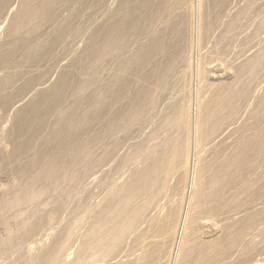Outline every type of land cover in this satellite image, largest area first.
<instances>
[{
	"label": "bare ground",
	"instance_id": "6f19581e",
	"mask_svg": "<svg viewBox=\"0 0 264 264\" xmlns=\"http://www.w3.org/2000/svg\"><path fill=\"white\" fill-rule=\"evenodd\" d=\"M114 1L116 0H113L111 5H116L113 6L115 8L108 6V4L111 3V0H0V112L3 113H1L2 115L6 116L11 109H14L13 111H15V113H13L15 114L13 115L14 118H11V122L8 119L10 115H12V110L10 111V114H8L9 117H5V120L10 122L9 125L12 124V127L9 126L10 130H8V138H10L14 146L13 149H11V152L7 151L10 155L7 152L6 153L14 158L13 160H19L21 157L24 158L27 154V158L24 159L25 163L22 161L20 162V166L17 164V166H19L17 169H15L16 167L14 166L16 172L14 170L15 175L13 176H15V179L13 176L12 178L15 181L12 179L13 186H11V188L13 187L12 189H14V184L16 183L15 185L17 186L15 187H19L20 189L16 193L10 191V193L13 194H10V200L0 202V204L2 203L0 205V228L10 235L8 241H4L5 239L0 238V256L2 255L0 258H4L6 261V254L14 248V251L18 252L20 258H23L25 254L30 255V258L28 260L26 259L27 261L22 259L26 262L24 264L62 263L64 261L62 260L63 258L61 259L62 261L58 259L60 258L59 253L63 251H61V249L63 248L66 250L67 246L65 247V244L67 241L69 240V243L70 241L73 242L75 237L73 236L74 233L81 230L82 232H86L83 234L82 238L80 236L75 237H80L82 239L80 240L82 243H80L81 249L79 253L77 254L78 251H75L76 253L74 252L75 255L77 254V258L72 262H70L71 260H69V257H67V259L69 258V262L65 259L66 257L64 258L69 264H81L86 259V261L90 259L88 262H91V260H96V258L100 259L101 257L109 258V261L105 264H113L115 262L113 259L115 256L114 253H116L115 251L121 250L118 249L121 245L127 247V244L125 245L121 243H123L125 235H128L129 233L131 235L136 233V235L133 234V236L135 235L134 238H130L131 235L129 234L130 237L129 235L128 237L126 236V239L128 240L130 238L136 240L137 242L131 241L133 243H130L137 245V249L141 250L138 248V246H140L138 244H140V241L143 242V245L141 244L142 246H140L143 247L141 254L139 253V250L134 248L137 250L135 251L139 253V256L137 261L135 260L136 262L131 259L133 261V263L131 261V264H167L168 262L166 263L163 259L167 256L170 258V255L172 253L174 255V252H176L174 250L173 252L168 251L173 244L175 245L178 231H182V228L179 229L182 222L186 223L187 221V226L184 224L186 227L185 229L183 228V232L185 231L184 238L181 236L182 239L180 238L181 240H178L180 241L178 242L179 246H177L179 251L175 254V259L173 258L174 264H264V251L259 253L262 249L264 250V201H261L264 200V171L261 172V167H264V126L261 118V110L264 107V92H262L261 95L259 94L260 92H258L259 96L257 92L254 93V90H261L259 84H256V88L253 90L255 82L257 83L259 78H264L263 76V78H261V73L264 72V48L259 50V52L256 50L254 55H249L250 57L245 58V60L243 59V61L236 67H232V65L229 67V70L233 72L234 80H220L226 74V68H224V65V67L221 65L220 68L215 70L210 66L213 63L211 60H215L214 62L217 64H223V61H225L223 58L225 56L222 55V50L225 48L224 45L230 47L229 45L227 46V43L229 44L230 41H236L233 37L235 36V33L239 32V25L243 22L245 23L243 20L248 17L247 14L254 9L257 3L255 2L256 4L253 6V0L245 1V3H252L244 4V6L250 4V7L243 11H240L241 9H239L243 4L240 6L238 5L237 7H239V11L237 9L236 12L233 11L234 14H236L237 11L239 12L237 16H233L232 18L235 17L233 20L230 18V21H232L225 23L226 25L224 23L221 24L225 25L224 28L222 27L223 30L225 29L223 31L220 29V22H222L221 19H223V14L226 13L225 9L227 6L229 7L228 4L231 0L200 1L202 3H200L202 17L200 19L201 21L198 20L200 21V25L197 24L198 26L196 25V27L198 29L197 38H199V35L201 34L202 41H200L203 43L202 46L205 48V42L209 38L211 39L208 40L210 42L213 37H216L213 36V33L216 32H212V29L215 27L218 30L220 29L221 31H219L221 33L223 31V33H217L219 39H215L218 40V42L213 38L212 42L215 41L214 43H217L216 49L213 45L214 48L211 47L214 49L211 50L215 51V53L211 52L214 55L208 51L207 52L210 55L206 53V51L202 52L203 49L201 45H198L199 41L197 39L198 44L196 46H198L199 51L202 49V53H206L205 55L208 54V57L212 55L214 58L211 57L212 59L210 60V58L207 57L210 61L207 63L203 60L206 56H203L204 54L202 55V53H200L202 56H199V60L201 58L202 61H199L198 58H196L198 62L196 67H194L195 65L193 61L195 60L193 59L195 57L193 56L195 52L193 50L195 47L193 49L192 43L195 41H193L194 36L191 38V35H195V33L191 32V30L193 31V29H196L195 26V28L192 26L194 25V19L199 16L197 14L198 10L196 9V5V16H193L195 0H117V4H115ZM198 1L196 4L199 3ZM237 1L238 3L236 1H231L233 5L235 3L234 7H236V3H240L239 0ZM106 3L108 10L105 9L104 11V20L102 19L103 22L101 23L98 21L100 24L97 25V20L94 18L95 16L96 18L99 17L97 12L106 7ZM231 3L230 5H232ZM259 3L260 2H258V4ZM230 7H232L231 9L233 10L234 7ZM258 9L259 8L257 7L255 10ZM228 12L227 14L230 13ZM260 12L261 11H259V13ZM225 16L229 20V16L231 15L227 16L225 14ZM227 19L226 21H228ZM223 21L225 20L223 19ZM252 21L250 20V22ZM261 22L263 23L264 21ZM88 23L89 25L90 23H93V25L96 24L97 26L94 28L91 24L93 27L91 31L92 33L90 32L91 29L89 31L85 29L88 32L84 30L85 35L86 33H91V37H89L90 39L87 38L88 42L84 39L86 46L84 42H82L84 45L79 42L85 46V48L83 46L84 49L79 48L81 45L78 43L79 47L77 46V49H83L82 52H80L81 50L78 52L75 47L74 49L77 50V54L73 51L75 53H73V58L69 57L68 55L70 53L65 54L64 52H68L70 46H76L77 41H82L81 39L83 36L85 38V35L82 32L84 28H87ZM218 24L220 25L219 28ZM243 24H241V26L244 27ZM256 25L258 26L259 24L256 23ZM260 26L262 25L260 24ZM87 29H89V26ZM258 29L259 31H262L263 27L261 30L260 28ZM214 31L217 30L215 29ZM81 33L83 35L80 36ZM209 33H212V38L211 36L209 37ZM88 34L86 35L87 37ZM247 36L249 37V35ZM76 37L79 38L76 40ZM236 37L237 36H235V38ZM206 38L207 40L204 42L203 40ZM74 42L76 43L73 44ZM248 44L250 45L249 42ZM199 46L201 48H199ZM222 46H224L223 49ZM225 51H228V49ZM64 54L67 55L65 58L69 57V62L65 60L69 64H66L64 61L66 66H63V70L59 66L62 70L61 71L56 65H59L58 63L64 59V57H62ZM226 55H228V53ZM71 58L72 60L70 61ZM61 63L63 64V62ZM109 65L111 69H113V71L110 69L112 72H107L106 70V66ZM54 66L59 69V73H57L55 68L52 69ZM51 69L53 72L56 71L57 77L59 76L54 83L53 80L51 83L48 82L49 79H52V75L49 73ZM105 71L109 73V76H103V74L106 73ZM48 74L51 76L49 77ZM189 75H194L199 81L197 83H200V85H197L200 86V89H198L199 86L197 89L201 90V93L198 91L199 94H201L200 96L204 95L203 97L205 98V95H207L206 98L208 97L205 99V103L202 100L204 103L203 109H201L200 112L198 110L199 114H196V112L192 110L195 113L194 114L191 111L193 108L189 100V95L192 93H190L191 90L188 91L189 86L191 85V80L189 81L188 79L191 78ZM186 76L188 77L186 78ZM262 81L264 82V80ZM47 82L48 84L50 83L49 87ZM263 82L261 83L263 84ZM177 83H179L177 89H183L181 92L182 96L173 107L171 106L172 109L170 108V112L164 111L165 108L163 106H165V103L163 106L159 104L163 103L162 99L168 96L166 95L168 91L171 90L173 85L176 86ZM180 84L183 88H180ZM263 86L264 85H262V88ZM257 87H259V89H257ZM180 91H178L179 94ZM171 92L174 94L173 90ZM196 95L195 97H197ZM27 98H29V100ZM190 99L193 100L194 98ZM254 99H256V101L253 105L254 107H252L251 114H249L251 118H248L249 120L239 127L241 118L238 117V114L241 115L240 112L243 110L240 109L241 103L245 105L244 108L247 110H244H246L247 114V111H249L248 107L251 108L252 104L250 103H254ZM25 100L26 102H24ZM196 100L197 98H195V101ZM249 100H251L250 103H248ZM242 101L245 103L247 101V104H244ZM197 102H199V100ZM170 104L171 103H169V105ZM194 105L195 107H193L195 109L197 105L196 103ZM158 107H160L163 112H160ZM168 107L166 108L167 110H169ZM158 112L160 115L161 113L165 114L164 112L169 114L166 118L163 117L164 115H161L165 120L158 116L161 120L158 119L157 121L161 122L158 123L159 125L157 127H155L157 124L154 125L152 122L154 125L153 128L155 127L153 130L151 128L152 131L149 130L151 127L149 125L150 127L149 129L147 128V131L150 133H146L148 135L147 141L144 143V140L146 139L144 138L142 141L144 144L142 143L143 145L140 146L138 150L137 148L135 149L136 154L134 156L139 155L144 159L143 162L142 158H140L144 163L143 166V163L140 162L143 168H137L138 166H141V164L138 166L136 165L139 156L134 158L136 160L132 159L134 156L129 157L128 159L125 157V163L130 160H132V162L135 161L136 163H133V169L135 170V168H137L139 170L137 172V169L135 170L137 174L132 181L127 185L125 184L127 178L124 180L125 183H116V181H113V183L120 186H117L116 184L110 185V188H108V190L110 189L109 193H107L108 191L106 192V194H109L108 199L106 201L104 200L107 197L104 198L106 194L104 195L103 193L101 200H104L105 202L102 203L100 207H98V205L96 207L97 202L95 205H92L91 202H89L90 205H92V208L86 199H91V194L93 193L90 191L91 194L87 193V196L90 194V196L87 197L84 192L86 189H83L85 183L82 182L83 187L81 189L84 191L82 190L80 192L82 194L80 195L86 197L83 196L84 198H82L77 194L76 197L78 198L79 196V198L85 199L87 205H89L86 208L91 209L90 215L92 214L93 218L91 223L89 219L91 216L88 218L90 223V225L88 224L89 226L87 225L88 229L86 228L87 230H82L86 227H84V225L80 230L78 226L76 227V225L80 224L81 218H78L79 220L77 223L79 222V224H77L74 219L77 230L74 229V226L72 225L74 222L71 221V226L73 228L68 224L70 222H67V225L64 227L67 228L69 226L74 229L75 232L70 228L69 230L67 229V231L62 232L59 229L62 235L59 232H57L58 234H55L56 237L53 244L50 242L52 246L47 244V247H51L50 249L48 247V250L44 251L40 256H37V253L36 256H33L35 252L33 255L30 254L32 252V247L28 246L26 249V246H24L30 233L33 231V235L37 228L45 223L48 224L49 222H53L50 224L55 225L56 222H58L57 220L60 219L56 217L57 214H66L65 209H63L60 214L58 210H61V208L65 206L66 208L70 205L72 207L75 203L73 201V205L69 204V201L71 200L67 202V196H69L71 192L66 195L63 194L64 191L60 193L63 187V190L65 191L69 188L68 183L66 184L64 181L66 180L65 177L63 179V177L61 178V174H59L66 164L64 163V165L60 163L65 160L71 161L72 163L74 162L73 164L71 163L72 165L70 164L73 168V173V170H76L79 166L78 165L77 168H74V164H76L77 160H83L85 152L87 153L90 150L89 147L92 146V149H94V146H96V149H103L107 146L108 148L107 139L109 137L113 135L116 136L117 133L123 131L129 132L130 135V132L133 131L131 130L132 128L138 130L137 133L139 131L141 132L146 126H142V130H140L141 127H139L138 124H149L153 116L155 114L158 115ZM193 114L195 116H193ZM0 117L2 116L0 115ZM247 117H249L248 114ZM0 120L1 125L6 122L4 117V122L1 118ZM51 120L53 122L49 125V121ZM244 120H246L245 117ZM157 121L154 122L156 123ZM8 123H5L4 126L7 127L8 125L6 124ZM92 126L94 127L92 128ZM137 126L139 127L138 129L136 128ZM88 127H90L89 130ZM45 128H48L49 135L47 138V134H44L46 135V139L43 140L42 145L39 146V144H37L39 140L38 138L42 133V130ZM174 129L176 130L175 132H173ZM0 130H2V128H0ZM86 130H88V132ZM47 131L45 130L44 132L43 130V133H47ZM81 131H83L82 133L86 131L87 134L84 133L83 135ZM0 135H2V131L0 132ZM147 135L143 134L142 136ZM135 136H138V134ZM135 136L134 138H136ZM231 137H235V139L232 143L228 144V139ZM113 138L116 139V137ZM134 138L127 143L132 144V141L134 143L138 137L135 140ZM115 139H113L114 142ZM36 140L37 142H35ZM111 140L112 138H110L109 141L113 143L114 146L120 145L116 143L119 140L117 141L116 139L115 143L117 145ZM1 142L3 141L0 139V147L5 144L2 143L1 145ZM73 143L74 149L71 147ZM119 143H122V141ZM61 144L63 145L62 148H65V146L69 147V145L72 144L70 146L71 148H68V150L70 149L68 157H65L64 153L60 150L62 149L60 147ZM135 144L139 145V142ZM135 144L133 148H135ZM114 146L109 147V151L106 148L108 153L111 152L110 150L114 151L115 148L119 150L118 147ZM8 149L6 148L0 151V161L1 163L3 162L4 166H6L8 160L4 150ZM32 149L34 151H32ZM28 150H30L29 153H31V156L28 155ZM117 150H115L116 152L112 151L113 156L114 153L117 154ZM203 150H206V153H209L207 158H204L201 154ZM135 151L133 153H135ZM66 152L67 151H65V153ZM89 153L91 154V152ZM95 153L97 154V152ZM96 154H93L92 152L91 155L96 157ZM119 154L120 152L118 155ZM124 154H122V156ZM91 155L88 156L87 154L89 158ZM126 155H129V152ZM103 156L100 157L101 160L104 158ZM111 156L112 155H110V158L108 159L111 160ZM95 157L91 156L92 159ZM12 158L10 159L12 160ZM120 158L118 157L121 161ZM118 159L117 162L119 161ZM4 160H6V163H4ZM95 160L97 159L95 158ZM101 160H99L100 163L98 164L104 169L105 166L103 165H105V163L102 161L104 164L101 165ZM103 160L105 162L107 161L105 159ZM91 161L93 162L94 160L90 159L89 162L92 163ZM122 161L124 163V159H122ZM192 161L194 162L193 166L191 164ZM17 162L19 163V161ZM95 162L96 163H92L93 166L91 165L92 167L89 166V168L86 164L88 170L91 168L92 171L98 161ZM113 162V165H117L115 161ZM9 165L10 167L13 166L11 164ZM9 165L6 167L3 166L2 168L9 169ZM59 165H64L63 168L61 167L60 172ZM121 165L120 166L123 168V164ZM114 166L109 165L111 168ZM120 166V170L117 167H114V169L117 168L121 172L122 168ZM190 166H192V168ZM98 167L96 168L98 169ZM68 168L69 166L64 168L67 174H69V172H67ZM87 168L84 169L87 170ZM96 168L93 171L97 170ZM103 169L101 171H103ZM114 169H110V172L112 173ZM117 169H115L116 173L113 174L114 176L119 172ZM77 170L78 171H74V173H78L80 169ZM4 171L6 174L9 173L6 170ZM65 171H63V173ZM104 171L101 173L107 174V171L109 170H107L106 173ZM124 171L127 172L126 170ZM1 172L0 174L2 175ZM83 172L85 171L83 170ZM97 172L98 171H96V173ZM80 173L77 174L78 176L75 174L73 175L76 178H79L81 175L84 176L83 173ZM6 174L3 173L2 176ZM65 174L63 176H65ZM117 175L115 177H119ZM177 175L179 176V181L178 184H176L177 187H174L173 189L172 186L170 187V180L174 179ZM82 176L80 180L83 179ZM106 176L108 177L109 175ZM110 177L111 176H109V179ZM59 178L60 180L62 179V182L66 185L62 183L64 185L60 186V192L58 194L55 193V195L54 192L59 191L58 189H56L58 191H54L57 187L56 185ZM4 179H6L5 176ZM42 180L50 182V184H52V181L54 180L57 181H54L56 183L52 184V186L55 185L54 189L48 184L51 191L53 189V193H50V190L48 192L52 195L54 194V197L47 195L50 198H54L52 200L57 202L58 206H55L58 207L57 209L53 208V210L49 208L54 205L50 204L49 206V202H51L50 198V201H47L48 204L46 203L47 199L45 200V198L48 197H44L45 202L41 201L43 200L42 195H45L42 194L45 193V188H43L44 186L40 183ZM60 180L58 183H60ZM115 180H117V182L119 181L118 178ZM99 182L98 186L103 183V181L101 184ZM123 183L125 185H123ZM6 184L9 185V183ZM79 184H81V182H79ZM3 186L4 187L2 188L1 186V188L4 190L5 188L6 190L10 189L8 188L10 186ZM65 186H67V189ZM105 186L107 187V185ZM85 187L87 188V186ZM100 189H103V186H101ZM172 189L175 193L176 191L182 193L181 197L178 196L180 197V200L176 201L177 197L173 198L172 193L168 195V192H170L169 190ZM6 190L2 191L7 192ZM105 190L106 188H104V191ZM69 191L72 190L70 189ZM102 191L103 190H101V192ZM8 194L9 193L6 195ZM2 198L3 197L1 196V199ZM70 198H72V196H70ZM72 200H74V198H72ZM54 201L52 202L54 203ZM83 202L84 200L77 203L76 200V205L78 206L80 204L82 210L85 209L82 205L86 206L84 205L85 202ZM101 202L102 201H99L98 203ZM26 203H29V205L34 203L35 206L32 205V210L34 207H36V209H34L35 212L33 211V214H31L35 218L31 217L27 220L35 221L32 222L33 224L31 227L29 226V229L26 228L25 230L24 228L26 225L24 224L27 221H25L24 217L29 215V210L31 209L29 207L30 209L28 208L29 210L27 213V209L24 206ZM70 203H72V201ZM44 205H48L45 206V208L48 207L51 209V211L47 210V212L49 211L48 213L45 211V215L43 212ZM76 205L73 206L74 209L75 207L78 208ZM19 206L22 209L24 206L26 210H22ZM17 207H19L20 210ZM40 208H43L42 216L40 214ZM13 209H16L17 212ZM12 210L14 211L12 213L15 214L16 217H14L13 214H10L11 218L9 216L6 217V215H9V212ZM80 210V213L84 212L85 214L84 216L82 213L83 215L81 217H84L83 219L88 222L86 216L89 211L86 209V213L85 210L82 212ZM72 211L73 209H70L68 212L69 217H71L69 220H73V216H76V214L80 215V213H77L78 211L76 212L74 210L76 214L75 212L72 213ZM70 213L73 214V216L70 215ZM79 215L77 217H79ZM15 218H23L21 221H25H23L24 224L22 222L24 228L22 227V224L19 223L21 221L18 220V222ZM62 218L63 216L61 217V221L63 220ZM54 219H56L55 223L53 221ZM10 220L13 222L16 220V222L20 224L23 228L20 227L22 230L21 233L16 235L13 234L10 225L13 224L15 226L17 223L14 224ZM61 221L56 225L59 223L61 224ZM64 221L65 220H63V222ZM64 223L66 224V222ZM17 225L16 227L18 229L19 227ZM47 229H49V227L46 228L48 235L49 232ZM39 231H41V228H39L37 232ZM46 232L44 231V233ZM63 232H67L66 235H63ZM206 233L209 234L207 236L208 238L210 237L209 239L204 238ZM1 234L2 233H0V235ZM51 234L52 233H50V236L52 237L53 235ZM32 235L30 237H32ZM126 239L124 240L128 243L130 239L128 242ZM69 243H67V245ZM132 246L134 247V245ZM125 247H122V249ZM134 249L131 250V252L134 251ZM122 251L123 250H121V252ZM131 252L129 249L128 253L133 257L132 254H134V252H132V254ZM39 253L40 252H38V255ZM61 254L66 253L63 251ZM61 256L64 257V255ZM111 256L113 257L110 260ZM116 256L115 258H117ZM124 257L122 255L123 259ZM135 257L133 258L136 259L137 257ZM56 259L58 262H56ZM18 260L19 262L21 261L20 259ZM112 260L114 261L113 263H111ZM125 261H127V259ZM23 262L21 261V264ZM102 262H105V260L98 264ZM91 263H93V261ZM82 264L85 263L83 262Z\"/></svg>",
	"mask_w": 264,
	"mask_h": 264
},
{
	"label": "rangeland",
	"instance_id": "374dc122",
	"mask_svg": "<svg viewBox=\"0 0 264 264\" xmlns=\"http://www.w3.org/2000/svg\"><path fill=\"white\" fill-rule=\"evenodd\" d=\"M109 1H110V0H109ZM116 1H117V0H116ZM116 1H114L115 4H117ZM197 1H198V0H195V2H194L195 4H194V6H193V8H194V9H193V16H194V17L196 16V13H195V12L198 10V11H197V14H198L199 16H198V15H197V16L199 17V19H198V17H197L196 19H194V22H193L194 25L192 26L193 28H195L197 24L200 25V21H201L200 19H201V17H202V13H201V10H202V9H201V4H202L201 2H202V0H199V1H198V2H199V3H197L198 5L196 4ZM200 1H201V2H200ZM231 1H233V2L236 1V2L238 3L237 0H231ZM231 1H229V2L231 3ZM239 1H240V3H239V4L236 3V7H234V6H235V3H234V5H233V3H231L232 5H230V3L228 4L229 7L227 6V8L225 9V12H226V13H224L223 15L225 16V14H226L227 16H228V15H231V16H229V20L227 19L226 16H225V17L223 16V19H224L225 21H226V19H227L228 21L225 22V21H223V19H221L222 22H220V25H221L222 23L225 24V23H227V22H231V21L237 16V14L239 13V12H238L239 9H241L240 11H243L244 9L249 8V7H250V4L252 3V2H248V3H250V4L244 6V4H248V3H245V1L247 2L248 0H239ZM249 1H251V0H249ZM257 1H258V0H253V6H255L256 3L258 4V2H260L258 5L256 4V6H255L256 8L254 7V9L250 11V13L252 12L253 14H252V13H251V14L248 13V14H247L248 17L245 18V19L243 20V21H245L246 24H245L244 22H243L244 24L241 23V24L244 25V27L241 26V24H240V25H239V26H240L239 28L241 29V31H240L239 28H237V29H239L238 31L240 32V34H239V32L235 33V36H237V37L235 38V36H234L233 38H234V40H236V41L233 40L234 42L230 41L229 44L227 43V46L229 45L230 47H226V45H224L225 48L228 49V51H231V50H232V51H231V52L225 51V50H227V49H225L224 46H222V49L224 48V49L222 50V52H223L222 55L225 56V57H223L224 60H225V61H223V64H220V63L217 64L216 62H214L215 60H211V59H212L211 57L214 58V56L211 55L210 57H208V54L211 53V52H214V53H215V51H212V50H211V49L214 48L213 46H215V49L217 48V47H216V44H217V43H214L215 41L212 42V41H213V38H214V40H216L215 38H218V37H219V36L217 37V33H218V34H219V33H220V34L223 33V31L225 30V29L223 30V28H224V26H225L226 24H225V25L223 24V25H221V27H220V29L223 30L222 33L220 32L221 30L219 29V30H220V31H219L216 27H215L214 29H212V30H213L212 32H216V33H213V34H214L213 36H216V37H213V38H212V36H211L212 33H211V34L209 33V37L211 36L212 41L209 42L208 40H211V39L209 38V39L207 40L208 37H207L206 39H204V40H203L204 42H205L206 40L209 42V43H208L207 41L205 42V48H204V46H202L203 43L201 42V41H202V40H201V34L199 35V38H197V37H198V33H197L198 29H197V27H196V29H193V28H192L193 31L191 30V32H194V33H195V35H191V36H192L191 38H193V36H194V38H193L194 40H193V39H192V40L195 41V42L192 43V47H193V49H194V47H195V49L197 48V49H196L197 53H196L195 49L193 50V51L195 52V53H194V56H193V57H195V58L193 59V60H195V61H193L194 65H195L194 67H196V64H197V62H198V61L196 60V58H198V60H199V56L201 55L200 53L206 51V53H208V52H209V53H208L207 55H205L206 53H202V55L204 54L203 56H206V58H204V57H202V58H204L203 60L206 61L207 63L210 62V61L207 59V57L210 58V60L213 62V63L211 62L213 65H212L211 63H210L211 65H210V64H209V65H210L214 70L220 68L221 65H222V67L225 66L224 68H226V69H225V70H226V71H225L226 74H225V75L223 76V78H221L220 80H221V81L226 80V79H227L226 81H228V80H234L233 72H232L231 70H229V69H230L229 67H231V65H232V67H233V66L236 67L238 64H240V63L243 61V59L245 60V58L250 57L252 54L254 55V54L256 53V50L259 52V50H262V49L264 48V39H263V38H264V35H263V34H264V26H263V23H264V22H263V23L261 22V21H264V20H262V19H264V16H263V15H264V14H263V13H264V10H263V9H264V6H263V5H264V0H261V1L259 0L258 2H257ZM255 2H256V3H255ZM112 3H113V0H111V3H109L108 6H111V8H115V7H113V6H116V5H111ZM200 3H201V4H200ZM261 3H262V4H261ZM242 4H243V6H240V5H242ZM195 5H196V9H197V10H195ZM238 5L240 6V8L237 7ZM261 5H262V6H261ZM108 6H107V3H106V7H107V8L104 7V8L101 9L99 12H97V15H99V17L101 18V19H100L99 17H97V18H99V19H97L96 16H95L94 19L97 20V22H96L97 25L100 24L101 22H103V20H104V13H105L104 11H105V9L108 10ZM230 6H233V7H234L233 10L231 9L232 7H230ZM244 7H245V8H244ZM257 7L260 9V10L258 9L259 11H261L260 13H259L258 10H255V9H257ZM261 7H262L263 9H262ZM238 8H239V9H238ZM200 9H201V10H200ZM234 9H235V10H234ZM236 9H237L238 11H237L236 14H234L233 11L236 12ZM262 10H263V11H262ZM228 11H229L230 13H229ZM255 11H256V12H255ZM257 11H258V12H257ZM198 12H199V13H198ZM227 12H228L229 14H227ZM194 13H195V14H194ZM232 14H233V15H232ZM249 14H250V17H249ZM259 14H260L261 16H260ZM262 14H263V15H262ZM252 15H253V16H252ZM233 16H235V17L232 18ZM251 16H252V17H251ZM258 16H259V17H258ZM225 18H226V19H225ZM230 18H232L231 21H230ZM251 18H252V19H251ZM254 18H255L256 20H255ZM257 18H258V19H257ZM102 19H103V20H102ZM96 20H94V21H96ZM198 20H200V21H198ZM250 20H251V21L253 20V21L250 22ZM257 20H258V21H257ZM259 20H260V21H259ZM98 21H99L100 23H99ZM197 21H198L199 23H198ZM248 21H249V23H248ZM258 22H259V23H258ZM256 23L259 24L258 26H260V24H261L262 26L258 27V26L256 25ZM91 24L93 25V23H90V25H89V23H88L89 29H87L88 26H87V28H84V29H83V32H82V33H83L84 35H85L84 32H85L86 30L89 31V30L91 29L90 32L92 31L93 27H92ZM94 24H95V23H94ZM250 24H251V25H250ZM97 25H96V24L93 25L94 28H95ZM220 25L218 24V28H219ZM194 26H195V27H194ZM197 26H198V25H197ZM245 26H246V27H245ZM247 26H248V27H247ZM253 26H254V27H253ZM222 27H223V28H222ZM242 27H243V28H242ZM262 27H263L262 31H259L258 28H260V30H261ZM245 28H247V29H245ZM256 28H257L258 30H257ZM85 29H86V30H85ZM215 29H216L217 31H214ZM84 30H85V31H84ZM249 30H250V31H249ZM254 30H255V31H254ZM256 30H257V33H256ZM88 31H86V32H88ZM199 32H200V31H199ZM82 33L80 34V36L83 35ZM91 33H92V32H91ZM91 33H90V34H91ZM194 33H193V34H194ZM242 33H243V34H242ZM248 33H249V34H248ZM254 33H255V35H254ZM259 33H260V34H259ZM87 34H88V33H86V35H87ZM90 34H88V37L85 35V38H84V36L82 37V39L80 38L82 41L79 40V41H77V43L74 42L73 44L76 43V46H75V45H74V46H70V49H72V50H70V49L68 48V50H69L70 52L68 51V52H64V53H65V54H66V53H68V54L70 53L68 56L73 58V53L76 52V54H77V50H78V49H77V46H78V43H79V42H81V43L84 42V43H85V46H86V42H85V40L88 42L87 38L90 39V38H89V37H91ZM191 34H192V33H191ZM238 34H239V35H238ZM257 34H259V35H257ZM241 35H242V36H241ZM247 35H249V37H248ZM253 35H254V36H253ZM256 35H257V36H256ZM220 36H222V35H220ZM244 36H245V37H244ZM250 36H251V37H250ZM255 36H256V37H255ZM239 37H240V38H239ZM246 37H247V38H246ZM252 37H253V38H252ZM78 38H79V37H76V40H77ZM237 38H238V40H237ZM84 39H85V40H84ZM197 39H198V41H199V42H198L199 44L197 43ZM218 39H219V38H218ZM248 39H249V40H248ZM76 40H75V41H76ZM200 40H201V41H200ZM239 40H240V41H239ZM241 41H242V42H241ZM262 41H263V42H262ZM216 42H218V40H216ZM235 42L237 43V45H236ZM244 42H245L246 45L244 44ZM248 42L250 43V45L248 44ZM81 43H79V44L81 45V47H79V46H78V47H79V48H83V47L85 48V46H83L84 43H82L83 45H82ZM194 43H195V44H194ZM213 43H214V44H213ZM242 43H243V44H242ZM255 43H256V44H255ZM193 44H194V45H193ZM197 44H198V45H201V47H202L203 50L200 49V51H199L198 46H196ZM212 45H213V46H212ZM219 45H220V44H219ZM219 45H218V46H219ZM234 45H235V47H234ZM239 45H240V46H239ZM243 45H244V46H243ZM252 45H253V46H252ZM254 45H255V46H254ZM256 45H257V46H256ZM261 45H262L263 47H262ZM82 46H83V47H82ZM231 46H233L234 49H233V47H231ZM238 46H239L240 48H239ZM246 46H247V47H246ZM259 46H260L261 48H260ZM75 47H76L77 50L74 49ZM201 47L199 46V48H201ZM211 47H213V48H211ZM220 47H221V45H220ZM241 47L244 48V49H242ZM245 47H246V48H245ZM84 48H83V49H84ZM83 49H79V50H81L80 52H82ZM230 49H231V50H230ZM239 49H240V50H239ZM79 50H78V52H79ZM201 50H202V52H201ZM209 50H210V51H209ZM213 50H214V49H213ZM73 51H74V52H73ZM207 51H208V52H207ZM235 51H236V52H235ZM71 52H72V53H71ZM225 52H227L228 55H226L227 53H225ZM239 52H240V53H239ZM244 52H245V53H244ZM224 53H225V54H224ZM65 54L62 56V57H64V59L61 60V61L58 63L59 65H56L58 68H59V66H60V68H61L62 70L64 69V68H63L64 65L66 66V64H69V63H67V62H69V61H68V60H69V59H68L69 57L65 58V56H67V55H65ZM71 54H72V55H71ZM74 54H75V53H74ZM197 54H198V55H197ZM211 54H213V53H211ZM232 54H234V55H232ZM202 55H201V56H202ZM209 55H210V54H209ZM213 55H214V54H213ZM249 55H250V56H249ZM74 56H75V55H74ZM239 56H242V57H239ZM72 58L70 59V61L72 60ZM206 59H207V60H206ZM65 60H67V62H66ZM200 60L202 61L201 58H200ZM200 60H199V61H200ZM64 61L66 62V64H65ZM61 62H63V64H62ZM225 62H226V63H225ZM233 62H234V63H233ZM216 64H217V65H216ZM227 64H228V65H227ZM107 65H108V64H107ZM219 65H220V66H219ZM223 65H224V66H223ZM56 66H54L52 69H54ZM215 66H216V67H215ZM217 66H219V67H217ZM103 67H104V66H103ZM227 67H228V68H227ZM58 68H55V69L57 70V73H59V69H60V68H59V69H58ZM106 68H107V69H106L107 72H109V71H111V70L113 71V69H111L110 65H109V66H106ZM52 69H51V71L49 72V73L52 75V79H49V77L51 76L50 74H48L49 77H48V75H47L48 79L51 80V81L48 80V82H50V83L52 82V80H53V83L56 82L57 79H58V77H59V76L57 77V73H56V71L53 72ZM61 69H60V70H61ZM103 69H105V68H103ZM110 69H111V70H110ZM231 69H232V68H231ZM62 70H61V71H62ZM103 71H104V70H103ZM112 71H111V72H112ZM227 71H228V72H227ZM229 71H230V72H229ZM52 72H53V73H52ZM105 72H106V71H105ZM107 72H106V73H107ZM262 72H263V71H262ZM55 73H56V74H55ZM60 73H61V72H60ZM102 73H103V72H102ZM106 73H104L103 76H104V75H105V76H109V75H108L109 73H107V74H106ZM228 73H229V74H228ZM110 74H111V73H110ZM262 74H263V75H262ZM189 76H190V75H189ZM262 76L264 77V72L261 73V78H263ZM47 77H46V78H47ZM55 77H57V78H55ZM187 77H188V76H186V78H187ZM190 77H191L192 79H191V78H188L189 81L191 80V81H190L191 85H190V83L188 82L189 85H190L188 91L191 90L190 93L192 92L191 94H193V95H191V94L189 95L190 98H194L193 100L189 98V100H190V104H191V106H192V108H193V109H191V111L193 110V111L196 112V114H199V112L201 111V109H203V104L206 102L205 99H207L208 97L206 98L207 95H205V98L203 97L204 95L200 96L201 94H199V92L201 93V90H198V89H200V86H199L200 83H197V82H199V81L196 79V77H195L194 75H192V76H190ZM55 79H56V80H55ZM222 79H223V80H222ZM54 80H55V81H54ZM220 80H219V81H220ZM260 80H261V82H263L262 80H264V78H263V79H260V78H259L258 82H257V83L255 82V84H254L255 86L253 85V90L256 88V84H259V85H260L259 87H261V88H260L261 90H260V91H259V90H257V91L254 90V93L257 92V94H258V92H260L259 94L261 95L262 92H264V86H263V88H262V85H264V82H263V84H262V83L260 82ZM192 81H193L194 83H193ZM216 81H218V80H216ZM48 82H47V84H48ZM259 82H260V83H259ZM50 83L48 84V87H49ZM53 83H52V84H53ZM195 83H196V84H195ZM197 84H199V85H197ZM261 84H262V85H261ZM177 85H178V86H177ZM180 85H181V84H180ZM196 85H197V86H196ZM46 86H47V85H46ZM174 86H175V85H173V87H171V90L168 91V93L166 94V95H168V96H166V97H164V98L162 99V102H163V103H161V101H160L161 104H159V105H162V106H163V104L165 103V104H164L165 106H167V105L170 106V107L167 106V107L169 108V110L166 109L167 107L163 106V107L165 108L164 111L170 112V108L172 109V107L178 102L179 98L182 96V93H181V92H182L183 89H182V90H181V89H179V90L177 89V88L179 87V83L176 84V86H175L176 88H175ZM191 86H192V88H191ZM198 86H199V87H198ZM197 87H198V89H197ZM259 87H257V89H259ZM46 88H47V87H46ZM180 88H183V86L181 85ZM190 88H191V89H190ZM194 88H195V89H194ZM174 89H175V90H174ZM193 89H194L195 91H194ZM262 89H263V90H262ZM172 90H173L174 94H172V92H171ZM176 90H178V91L181 90V91H180V94H181V95H180V94L178 93V91H176ZM192 90H193V91H192ZM198 91H199V92H198ZM194 92H197V93H194ZM252 92H253V91H252ZM177 93H178L179 95H178ZM254 93H253V94H254ZM194 94H195V95L197 94V95H196L197 97H195ZM202 94H203V93H202ZM259 94H258V96H259ZM171 95H174V96H171ZM178 96H179V97H178ZM256 96H257V95H256ZM29 98H30V97H29ZM29 98H27V99L29 100ZM165 98H166L167 100H166ZM171 98H172V99H171ZM195 98H197L196 101H195ZM199 98H200V99H199ZM201 98H203V99H201ZM249 98H250V97H249ZM251 98L253 99L252 96H251ZM168 99H170V100H168ZM175 99H176V100H175ZM28 100H27V101H28ZM171 100H172V101H171ZM173 100H174V101H173ZM198 100H199V102H197ZM202 100L204 101V103H203ZM167 101H168V103H167ZM169 101H170V102H169ZM193 101H194V102L196 103V105H197L196 108H197V107H199V108H197V109L195 108V109H194V107H195L194 104H195V103H194ZM255 101H256V99H254V103H250L251 100H249V102H248V103L252 104V105H251V108L248 107V110H249V111H247V114H248L249 117H247V114H246V110H247V109L244 108L245 105H243V104L241 103V107H240V109H241V110L243 109V110H242V111L240 110L241 112L239 111V112L241 113V115L238 114V115H239L238 117L241 118V119H240V122H239V123H240V124H239V127H240V125H242L244 122H247V121L249 120L248 118H251V116H250L249 114H251V110L253 109L252 107H254L253 105L255 104ZM24 102H26V100H25ZM24 102H23V103H24ZM242 102H244V101H242ZM23 103H22V104H23ZM169 103H171L172 105H171V104L169 105ZM173 103H174V104H173ZM244 104H247V101H246V103L244 102ZM159 105H158V106H159ZM171 106H172V107H171ZM193 106H194V107H193ZM160 107H161V106H160ZM160 107H158L159 110H160V112H161V111L163 112V110H161ZM162 109H163V108H162ZM244 109H246V110H244ZM11 110H12V109H11ZM11 110H10V111H11ZM13 110H14V109H13ZM13 110H12V112H11L12 115H10V117L8 116V114H10V111H9V113H8L6 116H5V115H2L3 113L0 112V115L2 116V117H0V118L2 119L3 122H4V120L6 119L5 117H7V118L9 117L8 120H10V122L12 121L11 118H14L13 115H15V114H13V113H15V111H13ZM198 110H199V112H198ZM193 111H192V112H193ZM243 111H245V112H243ZM7 112H8V111H7ZM7 112H6V113H7ZM1 113H2V114H1ZM156 113H157V112H156ZM164 113H165V114H162V113H161V115H164L163 117L166 118V116H167L169 113H167V114H166V112H164ZM193 113H194V112H193ZM4 114H5V112H4ZM194 114H195V113H194ZM194 114H193V116H195ZM242 114H243V116H242ZM155 115H156L157 118L155 117ZM155 115L153 116V118L151 119V122H149V124H145V123L142 124V125H139V124H138V126L141 127L140 130H142V128H143L144 126H146V127H144L145 129L143 128V130H142L141 132L139 131L140 133H139V132L137 133L138 130L132 128L131 130H133V131L135 130V131H136V132L134 131L135 133H134L133 131H131V132H130V135H129V132H124V131H123L124 133H123V132H121V133H117V135L120 134L119 136H117V135H116V136L113 135V136L109 137V138L107 139V145H108V148H107V146H105V148H103V149H100V148L96 149V148H95L96 146H94V149H92V146L89 147V148H90L89 152H91V154H92V152H93V154H96L95 152H97L98 155L96 154V157H95L94 155H91L89 152H87V153L85 152L84 157H83V160H84V161H83V160H77L76 164H74V165H75L74 168H77V166L79 165L77 169H80V170H81V173H80V170H79L78 173H80V174L83 173V175H84V176L81 175L82 178H83L82 180H80V179H81L80 174H79L80 177H79V178L77 177L78 179L73 175V174H75V175L78 174V173H76V172L74 173V171H78L77 169H76V170L74 169V170H73V173H72V169H73V168H72L71 165H72L74 162L72 163L71 161H66V160H65V161H62L60 164H64V163H65V164L67 165V166H66V165L64 164L66 168L69 166V168L67 169V172H69V174H67L66 171H65V169H64V168H65L64 165H63V166L59 165V172H60L61 167H62V168L64 167V168H63L64 170H63V169H62V170L65 171V172L63 173V171L61 170V172H60L59 174H61V178L63 177V179H64V177H65V179L67 180V181L64 180V181L66 182V184L68 183V185H69V188H68L67 191L63 190L64 187H63V188L61 187V188H62V191L60 192V189H59L60 186H62V185L65 184L64 182H62V181H63L62 179L60 180V178H59L60 183H58V182H59L58 179H57L58 182H57L56 180H54V181L57 182V185H56L57 187H56L55 189H54V186H55V185L52 186V184H54V183H56V182L52 181V184H50V182H47V181H44V180H42L43 183L40 181V183L44 186L43 188H45V189H44V192H45V193H42V194H45V195H46V196H45V195H42L43 200H41V201L45 202V200L47 199V200H46V203L48 204V202L50 201V200H49L50 197H48L47 195H50V196H53V197H54V194H55V193L58 194L59 192L62 193V192L64 191L63 194H65V195H66V194H69V193L71 192V194H70L69 196H67L68 198H70V196H72V198H74V200H72V198H70V199L67 198V202H68L69 200L72 201V203H70L71 201H69V204H72V205H73V201H74L75 203H74L73 206H75L77 203H80L81 201L84 200L85 203H84V202H83V203H84V205H86V206H83V205H82V207L85 208V209L82 210L80 204H79L78 206L76 205L79 209L76 208V207H75V209H74L73 206L71 207V205H70V206L67 205L68 208L70 207L69 209L66 208V206H65V207L61 208V210H58V212H59V214H60V213L63 211V209H65V210H66V211H65L66 214H65V213H63L62 215H58V214H57V216H56V217L60 218L59 220H57L58 222L61 221V217L63 216L62 219L65 220L64 222H66V224L63 222V220L61 221V222H62L61 224H60V223L58 224L59 226L56 225L58 222H56L55 225H54V224L51 225L53 222H52V223H51V222H49V223L47 222L48 224H46V223L44 224V225H46V226H44V225L42 224L40 227L37 228L36 232L34 231V232H35V233L33 234L34 236L32 235V233H33V231H32V232L30 233V235L27 237V239H26V241H25V245H24V246H26V249H27L28 246H29V247H32V248H31V249H32V250H31L32 252H31V253L28 252V253H30V254L33 255L34 252H35V254H34L33 256H36V253H37V256L42 255V253H44V251H47V250H48L47 248H48L50 245L52 246V244H53V242H54V239H55V237H56L55 234H56L57 232L60 233V231H61V232H62V231H67V229L69 230V228H70L71 230H74V229L77 230V228H76L77 226L79 227V230H80V229H82L81 227H83V225H84V227H85V226H86V227H85L84 229H82V230H87V229H88V228H87V225H88V224L90 225L91 220H92V218H93V217H92V214L90 215V210H91V209H90V208H89V209L86 208V207H88V206L90 205L89 202H91L92 205H93V204L95 205V203L97 202V203H96V207H97V205H98V207H100V206L102 205V203H104V202L108 199V197H109V194H106V192L108 191L107 193H109V190H110V189L108 190V188H110V185H114V184H116V183L124 182V180H125L126 178H127V179H126L127 181L125 180L126 183H125V182H124V183H125L126 185L129 184V182L132 181V179H133V178L135 177V175L137 174L136 172L139 171L138 169H141V168H140V167H142V164H141V163L144 162V161H143L144 159H143L142 157H140L138 154H137V155H138L139 157H138V156H134V155L136 154L135 149L137 148V150H138V148H139L140 146H142V145L147 141V138H148V135H147V134H148V132H149V131H147V130L149 129V127L151 126L149 130L152 131L155 127H157V126L159 125L158 123L161 122V121H160V122L157 121L158 119L161 120V118H163V117L160 115V113L158 112V115H157V114H155ZM244 115H245V116H244ZM12 116H13V117H12ZM158 116L161 117V118H159ZM3 117H4V120H3ZM244 117H245L246 120H244ZM246 117H247V118H246ZM165 118H163V119L165 120ZM193 118H194V117H193ZM261 118H262V124H263V126H264V107H263L262 110H261ZM153 119H155V120H153ZM163 119H162V121H163ZM8 120H5L6 122H4V123L2 124L3 126L0 124V125H1L0 128H2V130H0V132L2 131V135H3V137H2V135H0V137H2V138H0V139H1V141H3V142H1V145H2V143H3V144L5 143L4 145H2V147H0V149L2 148L1 150H3V149H6V148H7V149L10 148V149H8V150H4L5 153H6L7 151H8V152H9V151L11 152V151H12L11 149H13V147H14V146H13V143H12L11 140H10V138H8V137H9V135H8V133H9L8 130H10V127H9V126L12 127V124L9 125L10 122H9ZM7 121H8L9 123H8ZM154 121H157V122L155 123ZM49 122H50V123H49V125H50L51 122H53V121L51 120V121H49ZM152 122H153L154 125L157 124V125H155L154 128H153L154 125L152 124ZM163 122H164V121H163ZM0 123H1V120H0ZM5 123H8V124H6V125H8L7 127L4 126ZM12 123H13V122H12ZM150 123H151L152 125H151ZM94 124H95V123H94ZM92 125H93V124H92ZM149 125H150V126H149ZM138 126L136 127L137 129L139 128ZM142 126H143V127H142ZM147 126H148V127H147ZM3 127H5L6 129H7L8 127H9V128L6 130V129L3 128ZM93 127H94V126H92V128H93ZM89 128H90V127H88V130H89ZM147 128H148V129H147ZM151 128H152V130H151ZM96 129H97V128H96ZM43 130H44V132H45V130L47 131L48 128H45V129H43ZM43 130H42V133H43ZM88 130H86V131L88 132ZM144 130H145L146 132H145ZM6 131H7V132H6ZM86 131H85L84 133L87 134ZM120 131H121V130H120ZM120 131H119V132H120ZM175 131H176V130L174 129L173 132H175ZM4 132H5V133H4ZM82 132H83V131H81V133H82ZM3 133H4L5 135H4ZM6 133H7V134H6ZM42 133L40 134V136H39V138H38V139H39L38 142H40V143H38L37 140L35 141V142H37V144H39V146L42 145L43 140L46 139V138H45L46 135H44V134H47V138H48L49 130L47 131V133H43V135H42ZM78 133H79V132H78ZM84 133H82V134L84 135ZM132 133H133V134H132ZM141 133H142V134H141ZM146 133H147V134H146ZM149 133H150V132H149ZM86 134H85V135H86ZM122 134H123V135H122ZM136 134H138V136H135ZM143 134H144V135H147V136H142ZM175 134H178V133H175ZM6 135H7V136H6ZM76 135H78V134H76ZM131 135H133V136H131ZM121 136H122V137H121ZM134 136H135L136 138H137V137H138V138L136 139V138H134ZM41 137H42V138H41ZM113 137H116L117 141H118V140H119V141L116 142V139L113 138ZM117 137H118V138H117ZM119 137H120V138H119ZM124 137H125V139H124ZM132 137L134 138V140L136 139L135 142L133 143V141H132V144H131V143H127L129 140H133ZM140 137H141V138H140ZM6 138H7V139H6ZM110 138H112V140L115 139V142L118 143V144H120V145L118 146V145L114 142V140H113V141L111 140L112 142L115 143V145H117V146H114L113 143H111V142L109 141ZM144 138H146V139L144 140ZM2 139H4V140H2ZM5 139H6V140H5ZM123 139H124V140H123ZM234 139H235V137H234V138H232V137L229 138L227 143H228V144L232 143V142L234 141ZM139 140H141V141H139ZM143 140H144V143L142 142ZM4 141H5V142H4ZM121 141H122V143H119V142H121ZM136 141L139 142V145H136V144H135V143H137ZM9 142H10V143H9ZM129 142H130V141H129ZM140 142H141V143H140ZM125 143H126V145L128 146V148H127V146L125 145ZM142 143H143V144H142ZM110 144H112V145H110ZM122 144L125 145V146H123ZM134 144H135V148H133V147H134ZM8 145H9V147H8ZM10 145H11L12 147H11ZM71 145H72V144H71ZM71 145H69V147H70ZM132 145H133V146H132ZM4 146H5V147L7 146V147L5 148ZM62 146H63V145L61 144L60 147L62 148ZM64 146H65V145H64ZM112 146H114V147H118V148H119V150H117V149L115 148V150H117V154L114 153V156H113V153H112L113 150H110L111 152L108 153V151H109V149H110L109 147H112ZM120 146H121V147H120ZM122 146H123V147H122ZM131 146H132V147H131ZM69 147H68V146H65V148L60 149V150L62 151V153H64L65 157H68V155H69V153H70V149L68 150ZM71 147H72V148L74 147V143H73V145H72ZM71 147H70V148H71ZM106 148L108 149V151H107ZM73 149H74V148H73ZM73 149H72V150H73ZM112 149H114V148H112ZM129 149H130V150H129ZM131 149L134 150L135 153H133L134 151H132ZM1 150H0V151H1ZM95 150H96V151H95ZM97 150L99 151V153H98ZM115 150H114L113 152H116ZM124 150H125V151H124ZM32 151H34V150L32 149ZM32 151H31V152H32ZM65 151L68 152V153L66 152V153H67V156H66ZM104 151H106V152H104ZM8 152H7V153H8ZM29 152H30V150H28L27 153H29ZM47 152H48V150H47ZM119 152H120L119 155H121V156H122V154H124V153L128 154V152H129V155L124 154V155L121 157V156L118 155ZM208 152H209V151H208ZM7 153H6V155H7L8 157L6 156V158L9 160V159L12 158V157L9 156L10 153H8L9 155H8ZM204 153H205V154H204ZM32 154H33V152H32ZM87 154H88V156L91 155L92 157H95L97 160H95V158L92 159L91 156H90V158H89V157L87 156ZM107 154H108V155H109V154L112 155V156H111V160L115 161L117 165H115V164H114L115 166L113 165L114 162L111 161L110 159H108V158H110V157H109L110 155L108 156ZM115 154H116V155H115ZM131 154H132V155H131ZM201 154L203 155L204 158H205V157L207 158V155H208L209 153H206V150H205V151L203 150V151L201 152ZM28 155L31 156V153H29ZM85 155H86V156H85ZM100 155H101V156L104 155V156H103L104 158H102V160H101V158H100V157H101ZM26 156H27V154H26ZM26 156H24V158L21 157L19 160H17V159H16V160H13L14 158H12V160L10 159L11 161H10V160H9V161L7 160V163H6V160H4V161H5L4 163H6V166L9 165V164L13 165V166H11V167H10V165H9V166H8L9 169H8V168H5V169L2 168V167L4 166V164H3V162L1 163V161H0V165L2 164V165H1V169H0L1 171H3V172L0 171V172L2 173V175H3V173L6 174V172H5L4 170H6L7 172H9L8 174L4 175V176L6 177V179H4V176H2V175L0 174V176H2V177H0V185L2 186V188L4 187L3 185H5V187H6V185H7V187L10 186V187H8V188L11 189V190H10V189H7V190H6V188H5V190H6L7 192H3V191H5V190L2 189L1 186H0V188L3 190V191H2V190L0 189V190L2 191V192L0 191V200H2V201H0V202H4V201H7V200H10V199H9L10 196L13 195V194L10 193V191H12L13 193H14V192L16 193V192L20 189L19 187H17V188L15 187V186H17V185H15L16 183L14 184V189H12L13 187L11 188V186H13V183H12V182H13V180L15 179V178H14L15 176H13V175H15V174H14V173L16 172L15 169H17V167L20 166V164H21L20 162L23 161V162L25 163V160H24V159L27 158ZM107 156H108V157H107ZM116 156H117V157H116ZM132 156H134V157H132ZM98 157H99L100 159H99ZM113 157H114V158L116 157V158H115L116 160H115ZM118 157H119V158L121 157V158H120L121 161L118 159ZM125 157H126L127 159H128L129 157H132L133 160H136V159H134V158H135V157H138L140 161L138 160L137 163H136L135 161L132 162V160H130L129 162L126 161V163H128V164H126V163H125V159H126ZM6 158H5V159H6ZM138 158H137V159H138ZM140 158H142V161H143V162L141 161ZM21 159H22V160H21ZM67 159H68V158H67ZM87 159H88V161H87ZM90 159H91V160H94L93 162L91 161L93 164L96 163L95 161H98L97 164L100 163L99 160H101V162L103 161V162L105 163V165H103V166H105L104 169H103L102 166H101V167L99 166L100 164H98V165L96 164V166L94 165L95 167H93L92 171H93L96 167H98V166H99V167H98L99 170H98L97 168H96L97 170H95V171H93V172L91 171V168L88 170L89 166L92 165V163L89 162ZM98 159H99V160H98ZM103 159L107 160L108 163H107V161L105 162ZM117 159H118L120 162H119V161L117 162ZM122 159H124V163H123ZM68 160H69V159H68ZM85 160H86L88 163H87ZM17 161H19V163H18ZM80 161H81V162H80ZM10 162H12L13 164L10 163ZM78 162H79V163H78ZM103 162L101 163V165L104 164ZM112 162H113V163H112ZM138 162H139V163H138ZM140 162H141V163H140ZM71 163H72V164H71ZM133 163H134V164L136 163L137 166L141 164V166H138V167L134 165L135 167L138 168V169L135 168V170L137 169L136 172H135V170L133 169ZM17 164H18L19 166H17ZM70 164H71V165H70ZM82 164H83V165H82ZM86 164H87L88 168H87ZM121 164H123V166H124L123 168L121 167V166H122ZM191 164H192V166H193L194 162L192 161ZM106 165H108V166H106ZM109 165H112V166H114V167H117L118 169H119V166L121 165V166H120V167L122 168V169H121V170H122L121 172L119 171L120 169L118 170L117 168H115V169H117V170L119 171V172L117 173L118 175L115 174V176H116V175L119 176V174L121 173L119 177H115V176L113 175L114 173H116V172H115V169H114V167H113V168L109 167ZM125 165H126V167H125ZM6 166H4V167H6ZM14 166L16 167L15 169H14ZM92 166H93V165H92ZM92 166H91V167H92ZM128 166H129V167H128ZM143 166H144V163H143ZM192 166H190V167L192 168ZM79 167H80V168H79ZM107 167H108V168H107ZM70 168H71V169H70ZM84 168H85V169L87 168L88 171L85 170ZM100 168H101V169H100ZM109 168H110V169H114L112 173L110 172L111 170H110ZM124 168H125V169H124ZM142 168H143V167H142ZM10 169H11V170H10ZM102 169H103V171H104V170H106V171L109 170V171H107L109 174H108V173H107V174H103V173H101V172H103V171H101ZM123 169L126 170L127 172H125ZM14 170H15V172H14ZM69 170H71V171H69ZM83 170H84L86 173L83 172ZM117 170H116V171H117ZM130 170H131V171H130ZM133 170H134V171H133ZM96 171H98V172L96 173ZM99 171H101V172H99ZM106 171H104V172L106 173ZM123 171H124V173H123ZM263 171H264V167L262 166V167H261V172H263ZM12 172H13V173H12ZM87 172H88V174H87ZM89 172H90V173H89ZM10 173H11V175H10ZM62 173H63V174H62ZM65 173H66V174H65ZM98 173H99V174H98ZM110 173H111L112 175H111ZM134 173H135V174H134ZM64 174H65V176H63ZM86 174H87V175H86ZM92 174H93V175H92ZM102 174H103L104 176H103ZM133 174H134V175H133ZM196 174H197V172H196ZM67 175H68V176H67ZM89 175H90V176H89ZM106 175L111 176L112 179H111V177H110V179H111V180H110V179H109V176L107 177ZM123 175H124V176H123ZM7 176H8V178L11 176V177L9 178V179H11V180H9V179L7 178ZM12 176H13L14 179L12 178ZM59 176H60V175H59ZM77 176H78V175H77ZM88 176H89V177H88ZM105 176H106V177H105ZM113 176H114V177H113ZM103 177H104V178H103ZM122 177H123V178H122ZM124 177H125V178H124ZM2 178H3L4 180H3ZM85 178H86V179H85ZM97 178H98V179H97ZM99 178H100V179H99ZM105 178H107L108 180L105 179ZM117 178H118V180H119L118 182H117V180H115V179H117ZM12 179H13V180H12ZM23 179H25V178H23ZM2 180H3V181H2ZM5 180H6L7 182H6ZM85 180H86V181H85ZM98 180L101 181V182H99ZM109 180H110V181H109ZM14 181H15V180H14ZM23 181H25V180H23ZM71 181H72V183H71ZM102 181H103V183H102ZM113 181H114V182L116 181V183H113ZM171 181H172L174 184H173ZM174 181H175V182H174ZM178 181H179V176L177 175L174 179H171V180H170V183H171V184H170V187L172 186L173 189H174V187H177L176 184H178ZM1 182H2V183H1ZM3 182H4V183H3ZM5 182H6V183H9V185L6 184ZM79 182H81V184H79ZM82 182L85 183V186H87V188L84 186L83 189H84V190H85V189H86V190H87V189H88V190L90 189L89 191L87 190V192H86V190L84 191L83 189H81V188L83 187V185H82L83 183H82ZM98 182H99L100 184H101V183L104 184V182H105V184H104V185L101 184L100 186H98ZM109 182H111V183H109ZM62 183H64V184H62ZM124 183H123V185H125ZM2 184H3V185H2ZM48 184L51 186V188L54 189V191H58V190H59V191H58V192H54L53 195L50 194V193H53V192H52L53 189H52V191H51V188L49 187ZM59 184H61V185H59ZM66 184H65V185H66ZM78 184H79V185H78ZM39 185H40V184H39ZM42 185H41V186H42ZM68 185H67V186H68ZM81 185H82V186H81ZM105 185H107V187H106ZM108 185H109V186H108ZM116 185H117V186H120V185H118V184H116ZM123 185H121V186H123ZM41 186H39V187H41ZM58 186H59V187H58ZM67 186H65L66 189H67ZM79 186H80V187H79ZM101 186H103V189H100ZM41 188H42V187H41ZM104 188H106L105 191H104ZM56 189H58V190H56ZM70 189H71L72 191H69ZM79 189H80V190H79ZM173 189H172V190H169L170 192H168V195H170V193H172L173 198L177 197V198H176L177 200H176V199H174V200H176V201L180 200V197L182 196V193L179 192V191H176V193H175V191H173ZM13 190H14V191H13ZM42 190H43V189H42ZM49 190H50V191H49ZM82 190L85 192L86 196L88 195L87 193H90V194H91V192L93 193V194H91V197L94 198V199H92V198L90 199V198H89L91 201H90L89 199H86V200H88L89 205H87V203H86L87 201H85V199H82V198H84V197H86V196H84V195L81 196V195H80V194H82V193H80ZM101 190H103V191L101 192ZM48 191H49L50 193H49ZM68 191H69V192H68ZM90 191H91V192H90ZM47 192H48V193H47ZM65 192H66V193H65ZM76 192H77V193H76ZM84 192H83V193H84ZM96 192H97V193H96ZM173 192H174V193H173ZM7 193H9V194L6 195ZM103 193H104V195L106 194V196H104V198L107 197L106 199L103 198L105 201H104V200H101V198L103 197ZM2 194H3V195H2ZM10 194H11V195H10ZM76 194L79 195V196H81L82 198H79V196H78V198H79V199H82V200H79V199L76 197V196H77ZM90 194H89V196H90ZM179 194H180V195H179ZM55 195H56V194H55ZM74 195H75V197H74ZM172 195H171V196H172ZM1 196L3 197L2 199H1ZM83 196H84V197H83ZM89 196H87V197H89ZM98 196H99V197H98ZM178 196H180V197H178ZM4 197H5V198H4ZM44 197H48V198H45V200H44ZM7 198H8V199H7ZM42 198H41V199H42ZM75 198H76V199H75ZM50 199H51V202L54 201V200H52V199H54V198L51 197ZM76 200H77V203H76ZM78 200H79V201H78ZM47 201H48V202H47ZM99 201H102V202H101V203H98ZM261 201L263 202L264 200H261ZM261 201H260V202H261ZM51 202H49V206H50V204H51V205L54 204V205H53V206H50L49 208H51V209H53V208H54V209H57L58 207H55V206H58V205H57V202H56V201H54V203H53V202L51 203ZM67 202H66V203H67ZM93 202H94V203H93ZM262 202H261V203H262ZM83 203H81V204H83ZM178 203H179V202H178ZM1 204H2V203H1ZM1 204H0V205H1ZM99 204H100V205H99ZM28 205H29V203H26V204L24 205L25 208H26L27 210H26V209L24 208V206H23V209H25V210L27 211V213H28V210L31 208V209L29 210V215H26V216H25L26 213L24 214V216H25V217H24V218H25V221H27L29 218L33 217V215H31V214H33L34 209H36V207H34V206H35L34 203H33V204L31 203V204H30L31 206H30V205L28 206ZM32 205H34V206H33V207H34L33 210H32ZM92 205H90L91 208H92ZM260 205H261V204H260ZM45 206H48V205H44V211L42 210L43 208H42V209L40 208V210H41V213H40L41 216H42L43 212H44V215H45V211H46V213L49 212V211L47 212V210H50V211H51V209H49L48 207H46V208H47V209H46ZM261 206H262V205H261ZM263 206H264V203H263ZM19 207H20V206H19ZM19 207H17V208H19ZM29 207H30V208H29ZM94 207H95V206H94ZM184 207H185V206H184ZM17 208H16V209H17ZM20 208H21V207H20ZM20 208H19V210H20ZM28 208H29V209H28ZM16 209H15V210H16ZM21 209H22V208H21ZM23 209H22V210H23ZM54 209H53V210H54ZM59 209H60V208H59ZM70 209H71V210L73 209L72 213H74L77 209H78V210H77L78 212L76 211L77 213H80V212H79L80 209H81V210H80L81 212L84 211V210H85V212H86V209H87V210L89 211V213L86 212V213H87V216H86V217H87V219H88V218L91 216V218H89V219H90V223H89V219L87 220L88 222H86V221L83 219L84 217H83V218L81 217V216L84 214V212H82L83 214L80 213V215H79V214H76V212H75L76 216H75V215L73 216V214L70 213V215H72L74 218H73V220H69V219H71V217H69V215H68V214H69L68 212L70 211ZM13 210H14V209H13ZM13 210L10 211V212H9V215H6V217H8V216L10 217V214H13L12 212L15 211V210H14V211H13ZM19 210H18V211H19ZM53 210H52V211H53ZM74 210H75V211H74ZM26 211H24V212H26ZM30 211H32V212H30ZM42 211H43V212H42ZM15 212H17V210H16ZM34 212H35V211H34ZM56 213H57V212H56ZM7 214H8V212H7ZM88 214H89V216H88ZM13 215H14V217H16L15 214H13ZM78 215H79V217H77ZM67 216H68V217H67ZM84 216H85V214H84ZM26 217H27V218H26ZM64 217H65V218H64ZM10 218H11V217H10ZM33 218H35V217H33ZM76 218H77V219H76ZM78 218H81V219H80V224H79V222L77 223V221L79 220ZM15 219H17V218H15ZM21 219H23V218L17 219V221H18V220L21 221ZM67 219H68V220H67ZM74 219L76 220V223L79 224V225H76V224H75V222H74L75 220H74ZM82 219L84 220V222H83ZM85 219H86V218H85ZM12 220H13V219H12ZM31 220H33V219H31ZM55 220H56V219L53 220L54 223H55ZM66 220H67V221H66ZM81 220H82V222H81ZM10 221H11V220H10ZM23 221H24V220H23ZM23 221H21V222L18 221V222H19L20 224H22ZM25 221H24V222H25ZM34 221H35V220H33V221H27L25 224H24V222H23V224L26 225V227L24 228V225H23V224H22V227H23L25 230H26V228L29 229V226L31 227V225L33 224L32 222H34ZM71 221L74 222V224H72ZM11 222H13V221H11ZM18 222H16V220H15L13 223H14V224H15V223L18 224ZM28 222H29V223H28ZM30 222H31V224H30ZM67 222H70V223H68V224H69L70 226H71V224H72V225L74 226V229H72V228H73L72 226H71L72 228L69 227V226H68L67 228L64 227V226L67 225ZM50 223H51V224H50ZM81 223H82V224H81ZM83 223H84V224H83ZM17 224H16V225H17ZM20 224L17 225V226L19 227L18 229H17L16 225H15V226H14L13 224H11V225H13V226L10 225L11 230H12V232H13L14 235L21 233L22 230L20 229V227H21ZM27 224H28V225H27ZM29 224H30V225H29ZM184 224L187 226V221H186V223H183V222H182L181 226L179 227V229L182 228V229H181L182 231H181V232H180V230L178 231V235H177L178 237L176 236V239H177V240L175 241L176 243H175V245L173 244L174 246L172 245V247H170V250L168 251V252H170V251L173 252V250H174V251H176V252H174V255H173V253L171 252L172 254H171V253H170L171 255L169 254V255H170V258H168V256H167L166 258L163 259L166 263L168 262L167 264H169V263L172 264V263H173V261H174L173 258L175 259L174 256H176L175 254H177V253H178L177 251H179V249L177 248V246H179V243H178V242H180V241H178V240H181V239H182L181 236H183V238H184V235H185L184 233H185V231L183 232V228L185 229V227H186ZM49 225H50V226H49ZM75 225H76V227H75ZM80 225H81V226H80ZM89 225H88V226H89ZM183 225H184V226H183ZM27 226H28V227H27ZM14 227H15V229H14ZM22 227H21V228H22ZM43 227H44V230H43ZM47 227H49V229H47L48 232H49L48 235H47V232H46V228H47ZM50 227H51V228H50ZM57 227H58V228H57ZM23 228H22V229H23ZM39 228H41V231L37 232V231L39 230ZM61 228H62V229H61ZM65 228H66V230H65ZM86 228H87V229H86ZM13 229H14V230H13ZM16 229H17V230H16ZM28 229H27V230H28ZM59 229H60V231H59ZM63 229H64V230H63ZM0 231H1L0 233H2V234L4 233L3 235L1 234L3 237L0 235V238H1V239H5L4 241H6V240L8 241V238H10V235H9L7 232H6V233H7V235H6V233L4 232L5 230H3L2 228H0ZM2 231H3V232H2ZM44 231H45L46 233H44ZM50 231H51V232H50ZM53 231H54V233H53ZM55 231H56V232H55ZM80 231H81V230H80ZM80 231H76V233H77V232L79 233ZM68 232H69V231H68ZM74 232H75V230H74ZM85 232H86V231H85ZM85 232H84V231H83V232L81 231V232L79 233L80 235H79L78 233H77V234L74 233L73 236H75V237L80 236V237L82 238V237H83V234H84ZM182 232H183V233H182ZM50 233H52V234H51V235H53L52 237L50 236ZM63 233H64V232H63ZM66 233H67V232H65L63 235H66ZM179 233H180V234H179ZM45 234H46V235H45ZM57 234H58V233H57ZM60 234H61V233H60ZM60 234H59V235H60ZM129 234H130V233H129ZM129 234H128V235H129ZM133 234L136 235V233H133ZM133 234H132V235L130 234L131 237H130V235H129V237H130V238H134L135 235L133 236ZM8 235H9V236H8ZM31 235H32V237H30ZM61 235H62V234H61ZM128 235H125V237L123 238V243H121V244H125V245L127 244V247H125L124 245H121L122 247H125V248L122 249L121 246H120V248H118V249L123 250V251H122L123 254H122L121 250H117V251H115L116 253H114V254H115V256L117 255V256H116L117 258H115V256H114L113 259H114L115 262L112 260L111 263L114 262V263L116 264V263L120 260L117 264H123V263H124V264H126V263L131 264V261H132L131 259H133L134 261H135V260L137 261L138 256H139V253H140V254L142 253V248H143V247H140V246L143 245V242L140 241V244H138V245H140V246H138V248L141 249V250H139V249L136 248L137 245H135V244H131V243H133V242H131V241H134V242H135L136 240H132V239L129 238L130 240L128 239V240H129V242H128V240L126 239V236L128 237ZM179 235H180V237H179ZM205 235H206V236H204L205 239H209V238H210V237H209V238L207 237L209 234L206 233ZM4 236H6V237H4ZM7 236H8V237H7ZM57 236H58V235H57ZM132 236H133V237H132ZM47 237H48V239H47ZM50 237H51V238H50ZM75 237H74V240L76 239L75 241H74V240H73V242L70 241V243H69V240L67 241V243H69V244L71 245V247H70L69 244H68V245H69V247H68V245H67V243H66V244H65V247L67 246V247H66V250L63 249V248L61 249V251H62V250L65 251L66 254H61L63 251H62L61 253H59L60 258H58V259H59L60 261L64 260L63 262L66 263V264H69V263H68V262H69V261H68L69 258H70L69 260H71L70 262H72L73 260H75V259L77 258V254L79 253V251H80V249H81V248H80V247H81L80 243H82V241H80V240H82V239H81L80 237H78V238H75ZM136 237H138V236H136ZM180 238H181V239H180ZM211 238H212V237H211ZM50 239H52V240H50ZM77 239H78L79 241H78ZM124 239H126L128 243H126V241H125ZM135 239H136V238H135ZM70 240H72V239H70ZM0 241H1V240H0ZM27 242L29 243V245H28ZM50 242H51L52 244H51ZM71 242H72V243H71ZM130 242H131V243H130ZM136 242H137V241H136ZM73 243H74V245H73ZM47 244H49L48 247H47ZM141 244H142V245H141ZM176 244H177V245H176ZM30 245H32V246H30ZM45 245H46V246H45ZM78 245H79V246H78ZM128 245H130L131 247H133L132 245H134V247L131 248V247L128 246ZM41 246H42V248H41ZM44 246H45V247H44ZM77 246H78L79 248H78ZM65 247H64V248H65ZM128 247H129V248H128ZM173 247H174V248H173ZM50 248H51V247H49V249H50ZM134 248H136L137 250H139V253L136 252L137 250L134 249ZM171 248H172V250H171ZM74 249H75V250H74ZM78 249H79V250H78ZM129 249H130V252H131V250L134 249V251H132V252H134V254H132V252H131V254L133 255V257H135V256L138 254V255L136 256L137 258L135 257L136 259H134L131 255H129V254H130V253H128V252H129ZM135 250H136V251H135ZM36 251L40 252L39 255H38V252H36ZM75 251H76V252L78 251L76 255H75V253H76ZM127 251H128V252H127ZM263 251H264V250L262 249L261 251H259V253H260V252H263ZM69 252H70L72 255H71ZM74 252H75V253H74ZM119 252H120V253H119ZM124 252H125V253H124ZM135 252H136L137 254H136ZM117 253H118V254H117ZM127 253H128V254H127ZM73 254H74V256H73ZM120 254H121V255H120ZM124 254H125V257H124ZM6 255H7V257H8L9 255H11V256H9L8 258H7L6 256H4V257H6V261L4 260V258H0V260H1V261H0L1 264H13V263H14V264H18V263L21 264V261H22V262H23L24 260L27 261V260L30 258V255H29V254H27V255L25 254V256H24L23 258H20L19 255H18V252H17V251H14V248H13L8 254H6ZM59 255H58V257H59ZM61 255H64V257H62ZM65 255H68V256H65ZM122 255H123V257H124L125 260L127 259V261H125V260L122 258ZM126 255H129V256H126ZM134 255H135V256H134ZM172 255H173V256H172ZM1 256H2V255H1ZM1 256H0V257H1ZM26 256H27V257H26ZM118 256H119V257H118ZM65 257H66V258H65ZM67 257H69V258L67 259ZM112 257H113V256L110 257V260L112 259ZM130 257H131V258H130ZM13 258H14L15 261L13 260ZM62 258H63V259H62ZM64 258H65L68 262L65 261ZM71 258H72V259H71ZM101 258H102V257H101ZM101 258H100V259H99V258H96V260H97L98 262H97L95 259H94L95 262H94V260H91V262L93 261V263H95V264L97 263V264H98L99 262L105 260V262H102L103 264H105L106 262L109 261V258H108V259H107V258H102V259H101ZM167 258H168V259H167ZM8 259H9V260H8ZM18 259H20L21 261L19 262ZM22 259H24V260H22ZM26 259H27V260H26ZM61 259H62V260H61ZM92 259H93V258H92ZM98 259H99V260H98ZM118 259H119V260H118ZM165 259H166V260H165ZM169 259H170V260H169ZM56 260H57V259H56ZM56 260H54V261H56ZM86 260H87V259H86ZM86 260H85V261H86ZM129 260H130V261H129ZM171 260H172V261H171ZM13 261H14V262H13ZM25 261H24L22 264L26 263ZM54 261H53V262H54ZM85 261H83L85 264H87V263H88V264H93V263H91V262H88V261H90V259H88V261H86V262H85ZM136 261H135V262H136ZM8 262H9V263H8ZM56 262H58V260H57ZM63 262H62V263L59 262V263H57V264H64ZM83 262H82V263H83ZM135 262H134V263H135ZM82 263H81V264H82ZM102 263H100V264H102ZM114 263H113V264H114ZM132 263H133V261H132ZM50 264H51V263H50ZM53 264H56V263L54 262ZM173 264H174V263H173Z\"/></svg>",
	"mask_w": 264,
	"mask_h": 264
}]
</instances>
